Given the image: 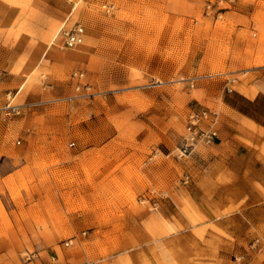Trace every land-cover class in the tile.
<instances>
[{"label":"rangeland","instance_id":"1","mask_svg":"<svg viewBox=\"0 0 264 264\" xmlns=\"http://www.w3.org/2000/svg\"><path fill=\"white\" fill-rule=\"evenodd\" d=\"M27 7L33 41L8 71L0 57V214L21 217L25 257L45 256V246H86L89 230L80 229L94 213L158 210L188 114L220 115L232 92L227 80L235 79L232 90L264 88V0H30ZM76 23L84 39L69 49L62 33ZM74 71L84 73L80 92ZM9 93L18 115L1 114ZM150 190L165 195L155 208L140 202ZM255 239L264 260V237L250 246Z\"/></svg>","mask_w":264,"mask_h":264},{"label":"crops","instance_id":"2","mask_svg":"<svg viewBox=\"0 0 264 264\" xmlns=\"http://www.w3.org/2000/svg\"><path fill=\"white\" fill-rule=\"evenodd\" d=\"M29 1L0 0V57L6 71L33 41L37 24L28 19ZM167 166L168 198L158 210L89 215L80 229L89 230L86 246L52 252L45 246V256L25 257L21 217L5 211L0 264H264L250 246L256 236L264 237V88L232 90L222 100L215 144L199 146ZM158 175L161 180L160 170ZM184 175L187 184L181 182ZM114 244L120 250L116 255Z\"/></svg>","mask_w":264,"mask_h":264},{"label":"built area","instance_id":"3","mask_svg":"<svg viewBox=\"0 0 264 264\" xmlns=\"http://www.w3.org/2000/svg\"><path fill=\"white\" fill-rule=\"evenodd\" d=\"M209 8V6H208ZM62 44L64 47L72 49L80 45L84 39V28L80 23L74 24L70 29L63 31ZM84 73L82 71H74L71 73V80L74 84L75 92L83 90ZM235 79L227 80L226 90L231 92L230 84L234 83ZM193 87V83L190 84ZM15 95L9 93L5 106L1 109V114L4 116L18 115L20 106L14 103ZM218 124L219 114L216 111L201 109L192 111L188 114L184 130L180 137L179 146L170 154L174 158L180 159L187 157L193 153V151L199 147L213 146L218 138ZM73 144H71L72 146ZM183 184L189 182V176L184 175L181 179ZM163 193H158L154 190H150L146 195L142 196L140 202L142 204H148L152 208L157 206V200L164 199ZM85 235V232L82 233ZM74 237L66 240L63 244L65 247L72 245ZM259 239H255L252 243V247H256ZM51 261L56 262L57 257L52 255Z\"/></svg>","mask_w":264,"mask_h":264},{"label":"bare ground","instance_id":"4","mask_svg":"<svg viewBox=\"0 0 264 264\" xmlns=\"http://www.w3.org/2000/svg\"><path fill=\"white\" fill-rule=\"evenodd\" d=\"M4 1H11V0H4ZM56 39V38H55ZM57 42V39L55 40Z\"/></svg>","mask_w":264,"mask_h":264}]
</instances>
